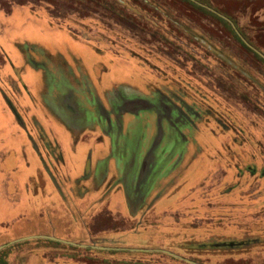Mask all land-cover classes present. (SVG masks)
I'll use <instances>...</instances> for the list:
<instances>
[{
	"label": "rangeland",
	"instance_id": "374dc122",
	"mask_svg": "<svg viewBox=\"0 0 264 264\" xmlns=\"http://www.w3.org/2000/svg\"><path fill=\"white\" fill-rule=\"evenodd\" d=\"M17 240L0 264H264V0H0Z\"/></svg>",
	"mask_w": 264,
	"mask_h": 264
},
{
	"label": "water",
	"instance_id": "95a60500",
	"mask_svg": "<svg viewBox=\"0 0 264 264\" xmlns=\"http://www.w3.org/2000/svg\"><path fill=\"white\" fill-rule=\"evenodd\" d=\"M44 238H46L47 240L57 242V243L68 245L69 247L73 246V247H77V248H81V249H88V250L108 251V252H137L138 251V250H128V249L105 248V247H100V246H95V245H92V246L78 245V244H74L70 241L69 242L63 241V240H60V239H57L54 237H44ZM24 240H19V241L17 240V241L12 242V243L4 244L0 247V252H2L3 250H5L9 247L16 245L17 243L24 241Z\"/></svg>",
	"mask_w": 264,
	"mask_h": 264
}]
</instances>
